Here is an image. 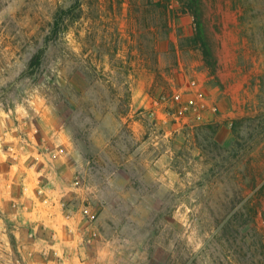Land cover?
Masks as SVG:
<instances>
[{"label":"rangeland","instance_id":"obj_1","mask_svg":"<svg viewBox=\"0 0 264 264\" xmlns=\"http://www.w3.org/2000/svg\"><path fill=\"white\" fill-rule=\"evenodd\" d=\"M0 264H264V0H0Z\"/></svg>","mask_w":264,"mask_h":264},{"label":"trees","instance_id":"obj_2","mask_svg":"<svg viewBox=\"0 0 264 264\" xmlns=\"http://www.w3.org/2000/svg\"><path fill=\"white\" fill-rule=\"evenodd\" d=\"M73 8H70L68 11H65V12L62 10H59L56 12V14L54 15V18H53V25H52L51 33H50L49 37L46 39L47 44L54 42L58 39V37L62 34V32L66 28V27H64V25H65V22L67 20L74 21L75 19L80 17L79 14L73 15L74 14ZM195 15H196V13H195ZM203 33L204 32H202V29L201 30L199 29V31L197 33L198 41H200L201 35ZM201 46L203 48L205 58L206 59L210 58L211 54L209 53L210 51H209V48L206 46V44L203 43ZM45 59H46V49H41L37 54H35L33 56V58L31 59V63H30L29 67L31 69L34 68L36 70L37 68H40L43 65ZM207 62H208V60H207ZM209 66L212 67L214 65H212V63H209ZM34 69H33L31 74H34Z\"/></svg>","mask_w":264,"mask_h":264}]
</instances>
